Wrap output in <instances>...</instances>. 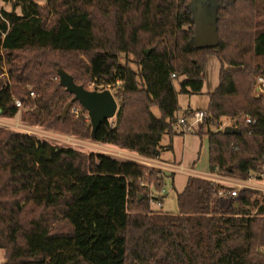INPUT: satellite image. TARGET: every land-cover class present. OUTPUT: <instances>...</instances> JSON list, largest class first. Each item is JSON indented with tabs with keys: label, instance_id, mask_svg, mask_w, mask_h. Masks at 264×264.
I'll return each instance as SVG.
<instances>
[{
	"label": "trees",
	"instance_id": "16d2710c",
	"mask_svg": "<svg viewBox=\"0 0 264 264\" xmlns=\"http://www.w3.org/2000/svg\"><path fill=\"white\" fill-rule=\"evenodd\" d=\"M187 4L12 0L10 11L0 9V115L13 117L19 100L25 123L157 158L162 135L174 134L178 93H200L206 58L214 56L218 82L194 133L207 137L210 172L240 179L259 173L264 98H255L253 87L264 76V0L217 6L218 43L202 48L190 42ZM60 68L85 88L120 82L116 114L93 138L78 101L60 115L73 97L59 83ZM236 116L238 132L224 133L220 119ZM164 185L152 166L0 127V264H264L258 193L242 189L232 199L218 193L229 187L190 175L176 212L153 209Z\"/></svg>",
	"mask_w": 264,
	"mask_h": 264
},
{
	"label": "rangeland",
	"instance_id": "374dc122",
	"mask_svg": "<svg viewBox=\"0 0 264 264\" xmlns=\"http://www.w3.org/2000/svg\"><path fill=\"white\" fill-rule=\"evenodd\" d=\"M38 4L44 5L45 0H35ZM226 0H188V6L189 10L191 12V16L194 21L199 22L201 21L202 24H208V23H215L216 21V13L215 9L217 6L222 5L225 3ZM0 9H5L10 11L12 9V0H0ZM17 13H20V9L17 7L16 9ZM123 57V56H121ZM129 59H133L132 56H129ZM121 61L123 59L121 58ZM220 63L214 56H207L206 58V66H205V80L202 86V89L200 93L193 94L191 96H188L186 94L178 93L177 95V102L178 106L185 108L187 106L195 107V106H201L204 110V106H206L208 102V94L216 87L218 82V71H219ZM53 80H58L57 76L52 77ZM120 82H117L114 86H95L93 83H89L86 87L89 90H102V89H109L110 92L114 95V92L119 87ZM176 89L178 88L177 83L175 82ZM117 105L119 103L118 99L114 95ZM27 107H23L22 104L18 108V112L13 117H4L0 115V127L6 128L13 131H19L23 133H27L36 139L45 140L52 145L60 146V147H70L77 150L85 151V152H98L103 153L105 155L111 156L115 159L119 160H127V161H135L134 157H129L126 155H130V153H124L123 154H111L114 149L121 150L122 148H119L117 146L108 144V143H100L95 142L90 138L80 137L77 135H73L71 133H66L60 130L47 128L38 124H29L25 123L21 120V112L26 110ZM187 111V110H185ZM184 111V112H185ZM152 112L155 116H159V111L157 107H152ZM182 112L180 116L184 113ZM81 113L79 106H74L71 109V116H77ZM87 119V122L89 121V118L87 116V113H83ZM111 120V119H110ZM222 125H230V120L227 117H222L220 119V126ZM175 128V125L173 129ZM176 129V128H175ZM211 129L213 130L214 127L212 126ZM178 133H182L179 131L177 127ZM196 130H194L195 132ZM205 136V135H204ZM192 141V147L189 149L188 145ZM171 142L170 135L167 133L163 134L160 139V145L163 147L160 158L174 162L180 161L182 164L186 167L193 166V163L195 162L194 168L195 170H198L199 172L205 174L209 173V165H208V150H207V139L206 137H202L200 139L196 135H187L185 138V144H183V140L181 136L175 138V150L174 152L168 148H165L167 145H169ZM201 142V143H200ZM104 145V146H103ZM107 147H106V146ZM183 147H187L183 148ZM192 148H194L196 151V155L194 157H190V150L192 151ZM116 151V150H115ZM175 154V155H174ZM122 155V156H121ZM182 158V159H181ZM148 166V165H147ZM151 167V166H149ZM153 167V166H152ZM259 169L262 170V164H260ZM154 169H160L158 167H153ZM163 172L164 176V189L161 193L164 194L165 197L163 198L162 203V210L165 211H171L176 212L177 211V204H176V195L178 192H181L186 179L187 174L186 172H178V171H164L160 169ZM259 172V171H258ZM261 172V171H260ZM259 172V173H260ZM253 174L252 178L243 179L245 181L240 180L237 176L228 175L226 173L222 172H215V175H212L214 178H217L219 180H226V181H233L237 184V181H240L242 183H239L240 185H235L229 187L230 190H236L237 195L233 196L232 199H235L238 194L241 192L242 189H248L251 191H254L258 193V199L261 203L262 200H264V179L259 178L258 174ZM201 177V176H200ZM205 178V177H202ZM209 179L210 178H205ZM213 181V180H211ZM246 182V183H244ZM224 184V183H221ZM226 184V183H225ZM247 187H252L247 188ZM153 209H157L156 205H151ZM4 261V250L0 248V263ZM135 264V263H134Z\"/></svg>",
	"mask_w": 264,
	"mask_h": 264
},
{
	"label": "water",
	"instance_id": "95a60500",
	"mask_svg": "<svg viewBox=\"0 0 264 264\" xmlns=\"http://www.w3.org/2000/svg\"><path fill=\"white\" fill-rule=\"evenodd\" d=\"M187 8L189 10L188 4ZM192 21L193 34L191 35L190 42L195 47H209L218 43L217 16L216 21L213 24H202L201 21L196 22L193 20V18ZM58 77L60 85L73 95L71 100L68 101L63 107L60 114L61 117H65L71 104L75 101H78L80 105L87 111L89 121L86 123V126L91 129V137L93 138L99 125L105 120L111 119L115 116L117 111V102L115 97L109 89L89 90L83 85L76 84L73 80V77L61 68L58 69ZM223 132L233 134L237 133L238 129L231 125H225Z\"/></svg>",
	"mask_w": 264,
	"mask_h": 264
},
{
	"label": "built area",
	"instance_id": "2783aa9c",
	"mask_svg": "<svg viewBox=\"0 0 264 264\" xmlns=\"http://www.w3.org/2000/svg\"><path fill=\"white\" fill-rule=\"evenodd\" d=\"M29 94L31 97H36V94L33 91H30ZM253 95L255 98H264V76L260 75L256 78V81H255V84L253 87ZM15 104L18 108L21 106V103L19 100H15ZM206 116H207V113L203 109H188L181 116L179 115L177 117L175 126L178 127L179 131H181L182 133H191L197 129L198 125L203 122V120ZM227 118L230 120L231 126H232V123H234L236 120H238V116L227 117ZM244 122H248V123L251 122V118L249 116H245ZM223 128H224V125L220 126V129L223 130ZM212 175H215V173H212V172L205 173V174L201 173L200 176L205 177V178H210V180H213V182L217 183V184L224 183L221 185L227 186V187L240 185L239 183H242L240 181H237V184H236L233 181L230 182V181H226V180H219L217 178H214ZM258 176H259V178L264 179V162L262 164V170L258 174ZM252 177H250V178H252ZM240 180L245 181L243 179H240ZM244 183H246V182H244ZM247 188L251 189L252 187H247ZM218 193L220 195H223V196L230 195L232 197L237 195L236 190H233V189H231V190L220 189L218 191ZM150 203H151V205H156L157 207H159L157 209H161V207H162L160 200H151Z\"/></svg>",
	"mask_w": 264,
	"mask_h": 264
},
{
	"label": "crops",
	"instance_id": "0c3cea01",
	"mask_svg": "<svg viewBox=\"0 0 264 264\" xmlns=\"http://www.w3.org/2000/svg\"><path fill=\"white\" fill-rule=\"evenodd\" d=\"M205 107V106H204ZM180 109L176 112V117H178L182 112H184L185 110H188V109H202L201 106H195V107H191V106H187L185 108H182V107H179ZM176 128V129H175ZM174 128V134L172 135V137H170L171 139V145H172V148L170 150H172L174 152L175 150V138L176 137H179L181 136L182 140H183V144H185V138L187 135H196L197 137H199L197 134H195L194 132H191V133H178V130H177V127L175 126ZM202 137H206V136H202ZM202 137H199L200 139H202ZM207 139V137H206ZM192 141H190L188 147L189 149L192 147ZM201 143V142H200ZM104 146V145H103ZM106 146V145H105ZM107 147V146H106ZM183 148H186L188 149L187 147H183ZM116 150V151H115ZM207 150H208V143H207ZM196 151L194 148H192V151L190 150L189 152L191 153L190 154V157H194L196 155ZM122 152H126L127 154L130 153V155H126V156H129V157H134V160L135 162H138V163H142V164H145V165H148V166H153V167H158L164 171H178V172H186V174L188 176L190 175H193V176H199L201 175V172H199L198 170H195L194 168V165H195V162L193 163V166L191 167H186L182 164L181 160L180 161H176L174 160V162H170V161H167V160H164V159H161L160 156H158L157 158H147V157H144V156H141L139 154H137L136 152H133V151H129V150H126V149H121V150H117V149H114V151L111 152V154H123ZM175 155V154H174ZM122 156V155H121ZM182 159V158H181ZM175 168V169H174ZM210 172V171H209ZM187 176V177H188ZM184 188V187H183ZM163 192V191H162ZM165 197V196H164ZM163 203V200L161 202V204Z\"/></svg>",
	"mask_w": 264,
	"mask_h": 264
}]
</instances>
